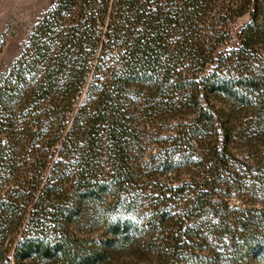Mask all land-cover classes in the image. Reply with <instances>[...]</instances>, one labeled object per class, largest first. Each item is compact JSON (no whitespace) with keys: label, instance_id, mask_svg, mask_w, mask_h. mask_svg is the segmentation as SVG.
Here are the masks:
<instances>
[{"label":"trees","instance_id":"16d2710c","mask_svg":"<svg viewBox=\"0 0 264 264\" xmlns=\"http://www.w3.org/2000/svg\"><path fill=\"white\" fill-rule=\"evenodd\" d=\"M125 256L264 264V0H56L0 76V264Z\"/></svg>","mask_w":264,"mask_h":264},{"label":"rangeland","instance_id":"374dc122","mask_svg":"<svg viewBox=\"0 0 264 264\" xmlns=\"http://www.w3.org/2000/svg\"><path fill=\"white\" fill-rule=\"evenodd\" d=\"M55 1L56 0H0V44H3V48L0 52V76L4 74L20 56L37 22ZM249 19L250 16L246 15L239 18L232 25L233 38L227 49L236 48L239 45V33ZM231 200L232 203L238 202L237 197H232ZM257 205L260 206L259 203H257ZM83 233H85V231ZM86 233L89 237H100L103 234V230L100 228H91ZM108 264H147V262L139 261L136 257L132 258L125 256L119 261Z\"/></svg>","mask_w":264,"mask_h":264}]
</instances>
